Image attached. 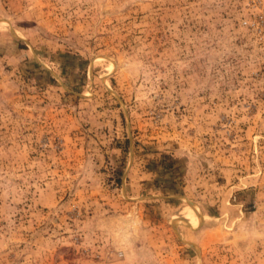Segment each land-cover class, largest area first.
Instances as JSON below:
<instances>
[{"label": "rangeland", "instance_id": "1", "mask_svg": "<svg viewBox=\"0 0 264 264\" xmlns=\"http://www.w3.org/2000/svg\"><path fill=\"white\" fill-rule=\"evenodd\" d=\"M0 264H264V0H0Z\"/></svg>", "mask_w": 264, "mask_h": 264}]
</instances>
